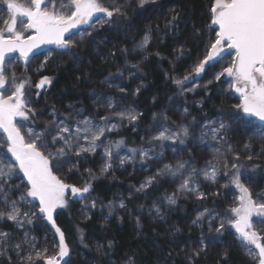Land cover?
Segmentation results:
<instances>
[{"label": "trees", "instance_id": "obj_1", "mask_svg": "<svg viewBox=\"0 0 264 264\" xmlns=\"http://www.w3.org/2000/svg\"><path fill=\"white\" fill-rule=\"evenodd\" d=\"M100 2L109 10L120 8L123 14L114 15L111 23L84 29L83 39L75 33L71 38L78 42V47L66 52L51 49L43 67L41 64L48 52L33 57L24 67L19 61L12 63L14 57L6 61L10 63L7 71L15 70L17 76L24 74L31 79L26 94L30 106L38 113L32 125L37 131L53 119V110L58 116L80 110L81 115L74 118L89 115L95 116L98 122L100 116L109 114L102 106L109 98L116 111L129 109L140 114L137 121L124 120L117 131L102 138L104 144L120 139L125 142L122 148L114 150L113 166L107 172L101 173L107 159L103 155L104 145L95 153H83L79 157L70 154L65 158L68 163L53 169L66 184L77 187L91 184L80 201L71 200L65 211L54 215L70 250L64 264H125L130 255L135 256L137 264H258V259L249 253L251 246H246L228 223L234 219L230 209L237 205L229 187L233 189L235 185L231 177L236 170L231 168V163H236L240 182L249 188L253 200L263 203L257 196L264 194V140L251 138L252 130L243 123L247 118L233 107L238 101L229 97L224 80L215 79L214 71L221 67V61L206 66L196 83L192 79L183 87L174 83L189 73L195 76L194 65L206 54L209 41L215 39V31L209 28L212 0H148L143 8L139 7V0ZM3 7L0 0V24L7 17ZM173 16L178 18L172 21ZM145 35L149 36L148 45L140 49L138 45ZM134 64L138 67H131ZM43 76L51 77L52 82L42 91H36L35 83ZM138 87L140 92L136 93ZM120 88L126 91L121 93ZM112 122L120 123L115 118ZM220 122L229 129L226 143L217 144L221 152L215 156L209 149V145L216 144L211 136L206 137L204 144L198 138L202 130L207 131L204 125L218 127ZM30 124L31 121L25 122V128ZM161 125L173 130L179 125L186 126L196 138L190 136L184 144L179 141L149 143ZM2 138L0 134V152L7 147L6 138ZM140 147L152 148L159 159L141 162L137 157L120 164V158L129 155V148ZM237 155L239 160L235 159ZM249 155L251 160L247 158ZM184 160L198 169L204 168L208 161H217L221 168L228 163V168L224 167L221 178L214 182L200 175L195 185L198 191L178 193L175 205H168L164 197L173 194L180 179L173 182L171 177L160 178L152 186L136 191L163 164L175 165ZM10 183L17 184V178ZM198 193H203L204 198L198 199ZM16 196L15 193L12 198ZM121 201L124 208L119 207ZM110 204L113 205L111 213ZM154 204L161 209L159 216ZM23 207L27 209L26 205ZM221 223L225 228L218 233L215 229ZM0 230L12 236L8 245L12 250L0 255V264L22 262L13 246L25 241V233L28 240L34 238L36 248L51 245L50 237L59 243L52 224L48 221L40 224L35 217L22 228L10 221H0ZM252 230L264 243V219L258 220ZM201 241L205 250L193 256L201 248ZM22 248V256L33 251L28 243H22ZM252 252L256 253L254 249Z\"/></svg>", "mask_w": 264, "mask_h": 264}, {"label": "snow or ice", "instance_id": "obj_2", "mask_svg": "<svg viewBox=\"0 0 264 264\" xmlns=\"http://www.w3.org/2000/svg\"><path fill=\"white\" fill-rule=\"evenodd\" d=\"M146 3L148 0H139V7L143 8ZM49 4L52 5L51 9ZM3 5L7 8L9 18L3 21L4 27L0 28V90L6 89L10 83L13 91L7 96L0 91V130L6 137L7 145L6 152H0V221H10L22 228L25 223L31 224L38 213L41 214L52 224L59 237L58 251L54 255H46V248L43 252L36 250L34 238L28 240L27 233H25V241L17 242L13 247L17 250V255L21 256L22 264L33 262V252H29L27 256L21 255L22 243L30 244L35 253V259H43L44 264H61L65 257L70 255V250L65 242L64 233L56 226L53 213L57 208L68 207L67 190H70L74 196H82L83 193L89 192L91 184L87 183L83 187L66 184L62 178L54 174L53 169L68 163L65 158L70 154L79 157L83 153H95L101 145H104L103 155L107 159L101 168V173L107 172L113 166L114 150L122 148L125 142L120 139L104 144L102 138L108 133L117 131L124 120L137 121L140 114L129 109L116 111L113 101L109 98L107 103L102 105L109 110V114L100 116L98 122L95 116L85 115L83 119L74 118L81 115L80 110L67 116H58L53 110L51 114L53 119L37 131L32 125L35 124L38 113L26 99V88L31 86V79L24 74L17 76L15 70L10 75L6 74V61L11 53L18 52L20 58L27 64L34 49L41 45H54L58 50L70 51L78 47V42L71 38L75 35L73 29H77L82 24H89L97 13H103L107 17L102 19L101 23H111L114 15L123 13L120 8L109 10L100 0H68L66 4L61 2V10H57L56 0H30L27 5L18 0H3ZM23 18L27 19V23L23 24V30H17V22L19 20L22 23ZM177 18L178 16H173L172 21ZM209 28L215 31V39L209 41L206 54L194 65L192 72L195 76H199L206 70V66H210V62L222 58L221 54L225 49L231 50L229 54H234L230 63L215 75V79L220 80L225 75L231 77L229 88L239 94L240 99V103L233 107L249 117H255L260 122L256 124L252 120H247L243 123L245 128L252 130L251 138L259 137L264 140V0H212ZM29 30L32 34L25 37L24 33ZM148 42L149 36L145 35L138 47L144 49ZM46 63L47 58L42 62L41 67ZM131 67L138 66L134 64ZM24 71L26 73L28 69L25 68ZM118 74L122 75V73ZM193 78L192 73H189L182 80H174V83L183 87L185 81ZM51 82V77L43 76L35 83V88L42 89ZM119 90L121 93L126 91L124 88ZM193 90L187 89V91ZM139 92L138 87L136 93ZM114 118L120 123H113ZM157 119L154 115V121ZM167 120L168 117L165 116L164 121ZM29 121L31 124L25 128V122ZM203 128L207 131H201L199 142L206 143V137L210 135L216 144L209 146L216 153H220L221 148L216 145L226 143V131L229 126L220 122L218 127L204 125ZM190 136L196 138L186 126L179 125L176 130H173L161 125L158 134L152 136L149 143L179 141L184 144ZM160 146L163 148V144ZM227 147L231 151V145L228 144ZM247 147L248 145H245V148ZM128 153L129 155L120 158L121 165L137 157L141 162L159 159L152 148H129ZM116 154L118 155V152ZM215 158L214 156L213 159ZM247 158L251 160L252 156L249 155ZM235 159L239 160V156H235ZM224 167L227 169L228 163H225ZM231 168L236 170L231 177V182L242 195L239 197V204L230 209L235 218L229 219L228 223L236 229L246 246H255L258 252L253 253L252 248L249 247V253L254 259H258V264H264V243L261 242V236L252 230L251 222L254 215L264 217V203L253 200L249 188L240 182L239 166L231 163ZM18 173H23V177L20 178ZM217 174L218 168L213 161H208L205 167L200 169L188 160L177 161L175 165L163 164V167L153 176L147 177L136 191L140 192L152 186L160 178L171 177L173 182L180 179L181 182L173 194L164 197L168 205H175L178 193L198 191L195 185L200 175L214 182ZM224 174L227 176L229 172L225 171ZM14 177L21 179V183H10ZM92 178L95 179V177ZM17 192L19 195L12 198ZM197 198L203 199V193H198ZM261 199H264V194H258L257 200ZM35 201H38V209L34 211ZM23 205L30 207L25 209ZM91 206L96 207L95 201ZM112 207L113 205L110 204V213ZM119 207H125L123 201L120 202ZM154 211L157 216L161 213L160 207L155 204ZM201 215L204 214L201 213ZM137 226L139 227V221ZM224 228V223H221L215 231L219 233ZM11 240L10 233L0 230V255L12 250L8 247ZM201 245L199 250L193 252V256H198L205 250L203 241ZM98 251H100L99 247ZM189 259L191 260V257ZM125 264H137L135 256L130 255Z\"/></svg>", "mask_w": 264, "mask_h": 264}, {"label": "rangeland", "instance_id": "obj_3", "mask_svg": "<svg viewBox=\"0 0 264 264\" xmlns=\"http://www.w3.org/2000/svg\"><path fill=\"white\" fill-rule=\"evenodd\" d=\"M18 2L27 5V4L30 3V0H18ZM61 2H63V3L66 4V3L68 2V0H56V8H57V10H61V9H60V4H61ZM3 6H4V5H3ZM48 6H49V9H51L52 5L49 4ZM3 8L5 9L6 14H7L6 19H8V18H9V14H8L7 8H6V6H4ZM66 14H70V13L66 12ZM98 18H99V19H98ZM105 18H107V17H105L103 13H97V14H95V15L93 16V18L91 19V21L89 22V24H84L83 29H82L81 31L78 32V33H79L78 36L80 37L81 34H83V36H84V31H85L84 29H88V28H89L90 26H92V25H96V26L101 25V24H102V23H101V20H102V19H105ZM24 23H27V19H26V18H23V22H22V23L18 20V22H17V30H23V24H24ZM3 27H4V24H3V22H2V23L0 24V28H3ZM31 34H32L31 30H29V31H27V32L24 33L25 37H27L28 35H31ZM56 50H58V49H56ZM49 53H50V52H48V53L44 56L43 60L46 59V58L48 59V58L50 57V56H49ZM228 53H230V51H229L228 49H225L224 53L221 54V55H222V58H218V60L210 62V65H211V64H213L214 62L221 61V67H220L219 69H216V70L214 71V77H215V75H216L217 73H219V72H221V71L223 70V67H222V66H225V67L228 66L227 64H229L228 62H230V60H231V58H232V54H234V53L229 54V55L224 59L223 56L226 55V54H228ZM229 58H230V59H229ZM31 59H32V58H31ZM227 59H229V60H227ZM29 60H30V59H29ZM14 61H17V62L19 61V62H20V65H22V67H24V66L26 65L25 62H24L21 58H19V57H14V59H12V63H14ZM29 64H30V62L28 61L27 65H29ZM6 65H7V68H8V67L10 66V63H6ZM226 65H227V66H226ZM7 68H6V69H7ZM10 73H11V70H9V71L6 70V74L9 75ZM201 76H202V73H201L199 76H194V78L192 79V81H194L193 83H196L197 81H199V78H200ZM221 79L225 81V86L227 87V93L229 94V97H230V98L235 97L236 100L238 101V104H239V103H240L239 94H237V93L231 91L230 88H229V85H230V83H231V77H228L227 75H225V76L221 77ZM221 79H220V80H221ZM187 82H188V81H185L184 84H186ZM35 90H36V91H40V90H38V89H35ZM0 91H2V94H3V95H6V96H7V95H10V94H11V92L13 91V88H12L11 84L9 83V84L6 86V89H4V90H0ZM26 99L28 100L27 94H26ZM240 114L242 115V117L247 118V120H252V121H254L256 124H259V123H260L255 117H249V116H247L246 114H244V113L241 112V111H240ZM251 132H252V131H251ZM0 134H2V136H3L2 139H5V138H6L2 130H0ZM4 137H5V138H4ZM258 138H259V137H258ZM217 147H220V146L217 145ZM6 148H7V147H6ZM209 149H210L211 152H215L214 149H213L212 147H210ZM2 152H6L5 147H4V149H2ZM216 154H218V153L215 152V156H216ZM8 155H9V157H10V154H8ZM217 158H218V157H217ZM215 164L217 165V168H218V174H217L216 179H217V178L219 179V178H221V175H222V173H223V169H224V167H223V168L219 167V163H218L217 161L215 162ZM209 170H210V169H209ZM18 176H19L20 178H22V177H23V173H18ZM14 178H15V177H14ZM17 180H18V183H17V184L21 183V179H18V178H17ZM10 182H11V181H10ZM25 183H26V181H25ZM231 183H232V182H231ZM229 189L231 190V194H233V200H234V202L238 205V204H239V197L242 195L241 191H240L235 185H234V188H233V189H232V187H229ZM232 190H233V192H232ZM16 194H17V196L19 195L18 192H17ZM84 195H86V193H83L82 196H81V195L74 196V195L71 193L70 190H67V192H66V199H67L68 202H70L71 200H78V201H80ZM262 201H263V203H264V199H262ZM34 203H35V205H36V208H34L33 210L35 211L36 209H38V201H35ZM81 203H82V202H81ZM68 204H69V203H68ZM237 205H236V206H237ZM82 206H85V205H83V203H82ZM26 207L28 208V207H30V206H29V205H26ZM67 208H68V207H67ZM67 208H57V209L55 210V212L53 213V218H54V215L56 214L57 211H65ZM232 217L235 218L233 215H232ZM35 218H36V220H38V221L40 222V224H42L44 221H47V220L44 219V217H43L41 214H39V213L37 214V216H36ZM43 219H44V220H43ZM261 219H264V217H259V216H255V215H254V216L251 218V222H252L253 227L256 225L257 221H258V220H261ZM48 223H49V222H48ZM49 224H50V223H49ZM50 225H51V224H50ZM230 228H232V230H234V231L236 232V229L233 228L231 225H230ZM236 233H237V232H236ZM237 235H238V237L240 238L239 233H237ZM240 239L242 240V238H240ZM50 242H51V245H50V244H48V245H44V246H41V247H39V248H36V250H39V251H42V252H43L44 249L46 248V249H47V253H46V255H54V254L58 251V244H59V243H54V240L52 239V237H50ZM251 247H252V250L254 249V250L256 251V253L258 252V250L255 249V246H254V245L251 246ZM248 250H249V248H248ZM32 252H33V261H35L36 264H44L43 259H40V260L35 259V253H34V251H32ZM27 255H28V252L24 254V256H27ZM67 258H68V257H65L64 261H62L61 264H64V263L66 262ZM19 264H22V262L19 263Z\"/></svg>", "mask_w": 264, "mask_h": 264}, {"label": "water", "instance_id": "obj_4", "mask_svg": "<svg viewBox=\"0 0 264 264\" xmlns=\"http://www.w3.org/2000/svg\"><path fill=\"white\" fill-rule=\"evenodd\" d=\"M83 27H84V24L79 25L77 29H73L72 31L74 33H78L79 31H81L83 29ZM214 27L215 26H213V28ZM51 49H56V48L54 45H41L39 48L34 49L33 54L30 55L29 59H31V58H33V57H35L41 53H46V52L50 51ZM229 51H231V50H229ZM13 57H19L20 58L19 53L15 52V53H11L9 55V58H13Z\"/></svg>", "mask_w": 264, "mask_h": 264}, {"label": "flooded vegetation", "instance_id": "obj_5", "mask_svg": "<svg viewBox=\"0 0 264 264\" xmlns=\"http://www.w3.org/2000/svg\"><path fill=\"white\" fill-rule=\"evenodd\" d=\"M42 89H43V88H42ZM42 89H38V90L42 91Z\"/></svg>", "mask_w": 264, "mask_h": 264}]
</instances>
